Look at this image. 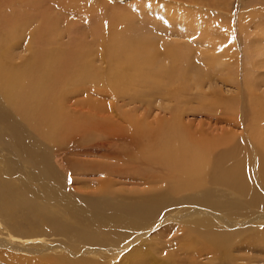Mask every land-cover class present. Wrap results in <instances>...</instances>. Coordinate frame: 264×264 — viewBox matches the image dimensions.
Masks as SVG:
<instances>
[{"label": "bare ground", "instance_id": "bare-ground-1", "mask_svg": "<svg viewBox=\"0 0 264 264\" xmlns=\"http://www.w3.org/2000/svg\"><path fill=\"white\" fill-rule=\"evenodd\" d=\"M19 1H8L0 8V141L33 166L32 178L39 181V188L26 181L19 184L1 179L2 176V213L14 218L49 220L47 210L53 199L64 198L65 192L60 189L76 179L55 170L50 159L61 155L69 141L75 140L88 153L103 150L115 153L107 155L113 159L112 163L95 167L96 173L103 176L97 191L83 194L90 198L86 204L92 210V220L105 227L100 235L122 243L115 252L111 250L114 255L144 239L155 222L176 219L188 230L182 232L189 246L186 247L200 252L207 250L216 256L243 228H250L248 223L264 218V209L254 217L250 211L264 207V93L259 94L258 83L248 72L244 83H239L238 66L227 61L233 55L227 53L230 42L225 36L214 33L207 23L202 28L198 23L199 28L196 23L188 26L191 34L200 32L201 45L207 44L208 54L192 45L180 46L152 36L148 32L153 33L155 26L162 29L163 24L160 19L143 14L144 0L126 10L111 9L114 0H27L22 4ZM164 1L169 7L173 8L176 2L183 8L175 0ZM42 4L50 11H43ZM187 8L180 9L184 14L176 20L171 15L173 23L195 20L196 14ZM53 10L59 14L56 16ZM47 12L50 13L46 15ZM70 15L81 16L90 23V31L79 33L75 21L68 25L69 29L53 35L55 27L65 23ZM143 15L149 18L141 19ZM138 23H142L141 28L136 26ZM148 28L152 29L147 32ZM173 31L176 33L171 34L183 33ZM64 34L73 37L64 42ZM25 38L31 55L17 63L21 56L14 55L13 50ZM255 51V47L250 50L253 61ZM197 56L204 57L202 68L194 67L199 64ZM257 62L260 68L264 67V59ZM220 78L222 87L210 85ZM204 84H209L210 92ZM231 84L237 92L225 96L224 86ZM81 94L84 99L79 98ZM155 95L173 104L166 108L168 113L164 117L149 121L146 114L137 110L148 96ZM107 96L121 97L124 106L135 105L133 111L101 105V99ZM243 110L251 111L245 127L248 139L246 136L242 139L236 132V127L248 119L246 114L242 121ZM187 114L198 118L187 119ZM26 127L46 142L30 135ZM140 135L143 140L134 143L140 140ZM68 151L72 153L73 149ZM122 175L131 182L138 179L142 189L118 190L116 177ZM183 203L190 207L179 208ZM174 209L182 211L175 214ZM82 211L77 210L75 218L89 220ZM193 232L201 236L202 246L194 244ZM10 235L25 243L43 237ZM91 235L89 239L100 241L97 230ZM31 247L23 248L46 251ZM88 251L94 253V249ZM212 254L209 257L213 258ZM134 257L136 264L152 261L150 255ZM19 258L15 261L28 259ZM30 261L25 264H32Z\"/></svg>", "mask_w": 264, "mask_h": 264}, {"label": "rangeland", "instance_id": "rangeland-1", "mask_svg": "<svg viewBox=\"0 0 264 264\" xmlns=\"http://www.w3.org/2000/svg\"><path fill=\"white\" fill-rule=\"evenodd\" d=\"M5 1L6 0H0V8L2 7L1 5H4V3L8 1H11L10 3H12L19 0ZM154 1L153 4H151L152 0H146V2L145 0L143 1L145 4V11L143 10V14H148L150 15L149 17L160 19L163 26L162 29H159L160 27L155 26L152 30L153 33H151L150 31L148 32V30H151L153 27L148 28L147 32L149 34H152V36H160L163 39L172 40V42H175L180 46L192 45L195 50H203L208 54L209 50L206 47L207 44L205 46L203 45L204 47L201 45L200 32L197 31L198 33H195L196 35H193V33H190L189 28L193 23H196L195 26L197 28H202L206 26L205 23H207L208 27H210L211 30H214V33H221L229 40L230 45L228 44L229 48H227L226 50L227 53L232 54L233 56H229L227 61L231 64H234L235 66H238L236 67V72L239 83H244L243 79L247 78L246 73L248 72L249 77L253 79V81H257V91L259 92V94L264 93V67L260 68L259 63L257 62L258 59H264V0H196L197 2H189L187 0L181 2L179 0H175L177 1V3H182V9L188 10L187 7H189V9H192V11L190 12H194L196 14V17H194L195 20L187 24L179 20L174 23L172 21V17L176 20L177 17L179 18V16L181 17V15L184 14V11H181L182 9L179 8L180 4L178 5L176 4V2H173L172 8L169 7L167 5L168 2H165L164 0H156L155 4ZM24 2H27V0H22V2L19 4H22ZM147 2L151 3L146 4ZM135 3L140 4L141 0H114L112 1V5L110 6V8L126 10L129 6ZM169 4L171 5V1H169ZM16 7L19 8L20 5H17ZM177 7L179 8V10ZM42 10L50 11V9L43 4ZM55 12L57 11H52V13L57 16L59 12ZM49 13L50 12H47L46 15ZM52 13L50 15H53ZM140 17L138 18L140 19ZM149 17L147 15H143L141 19H147ZM65 19H67L65 23L61 22V24L59 23L58 26L55 27L56 29L53 30L54 32H52L53 35H56L57 31H59L60 33L69 29L68 25H72V23L75 21L77 22V30L79 33H87L90 31V23H86V21L81 16L70 15ZM197 23L199 24V27ZM139 24L142 23H138V25L136 24V26H138V28H141V25L139 26ZM174 28L183 32L181 33L182 35L179 33L171 34L173 32L176 33V31H173L175 30ZM75 29L76 27H74L73 30ZM72 37V34H67L66 36L64 34L62 40L64 42H68ZM26 39L27 38L24 39L19 47L13 50L14 55L16 54V56H21V58L17 60V63L31 55V50L29 49L28 41ZM253 47L257 48V51L252 53L254 56H256L254 57L255 62L253 61V57L250 54V50ZM197 58L198 59H196V62L199 64L197 65V63L195 62V65L197 66L194 67L198 68L199 66H201L202 68L205 63L204 57L197 56ZM238 76H240V79ZM219 81H221V78L218 79L217 82L216 80H213L214 84L212 82L210 85L220 87L222 84ZM191 82L192 81H190L189 83L191 84ZM204 85L205 88L209 87V84ZM233 86L234 85L232 84L224 86L225 90L223 91H226L224 93L225 96H229L237 92L236 87ZM208 91L210 92V90ZM157 96L158 97H156V95L148 96L141 109L137 110L139 114H146L144 116H147L149 121H156L157 118L164 117V115L168 113L166 111V108L173 104L170 103V101L162 99L159 95ZM84 97V94H81L79 96L80 99H84ZM117 99L119 100L115 101ZM244 99L245 101L247 100L246 97ZM113 102L115 103V105L113 104ZM100 103L101 105H113L114 108L116 106L117 108H121L119 109L120 111L124 109L126 111L127 109L128 111H133L132 108H134L135 106H124V103L119 96H116V98L113 99L112 97L107 96L101 99ZM195 103L196 102H194V105ZM146 111L148 112V114ZM250 113L251 111L243 110L240 115L242 121H244L243 118L247 116L246 114H248V119L245 120L246 123H242L243 125H240L241 127L239 126L240 128L236 127V132H238L239 136L241 135L242 139H246V137L248 139L249 136L248 129L245 130V127L247 125V121L249 120ZM135 115H137V113ZM188 115L190 116V118ZM186 117L187 119L198 118H192V114H187ZM26 129L28 130L30 135L37 136V134L28 127H26ZM262 130L264 132V126ZM38 138L40 139V137ZM143 138L144 136L140 135V140L136 139L134 143H139L141 140H143ZM91 140H93V138ZM41 141L43 143L46 142L43 140ZM128 143L130 142H127L126 144ZM7 147L8 146L6 144L0 141V178L3 176L1 179L12 180L14 183L19 184L22 181H26L27 183L29 182L31 187L35 186L36 188H39V181L32 178V174H34L33 166L25 161H22L18 156H15L12 151L7 149ZM128 148L134 149L136 147ZM67 149H73L72 153H70V151H68ZM111 153H113V151L106 150L88 153L85 152L83 150V147L81 145L79 146V144H77L75 140H71L69 141V145L66 147V150L61 151V155L57 156L56 158L50 159V163L53 164L55 170H57L67 178L76 179L69 182L67 188L60 189L61 192H65L64 198H62L61 200L58 198L53 199L51 206L47 210L49 220H45L44 218H25L24 216H18L17 218H14L0 211V264H25L27 263V260H32L30 261L32 264H136L135 262L137 259L134 256L145 257L147 255L151 256L152 261L151 263L150 261H148L146 262V264H264V218L261 219V221L258 220L259 222L248 223L247 226H249L250 228L245 227L240 231L241 235L243 232L247 233L246 236L245 233H243V236H241L239 233L238 235L240 237L236 236L232 240L233 243L230 242L227 248H223L222 252L219 251L221 253L218 252L217 254H215L216 256H218V259H216V256H214V254L207 250H202V252H200L196 248L194 249L192 247L193 245H191V249L188 248L189 246L186 244L187 239H185L183 234L184 230H188L186 229V227H183V225L178 223V220L176 219H169L170 222L168 220V222H155V224H153V226L149 229V234H147L144 239H138L139 241H135L125 251L119 252V254L114 255L111 250L115 252V250L122 246V243L115 242L112 237H108L107 235H100L104 231L105 227L100 226L99 223L92 220V214H90L92 210L89 209V206L86 204L90 198L86 197L87 195H83L93 194L95 190L97 191V189L100 187V180L103 178V176L99 172L96 173V171L98 170L95 169V167L100 163H102V165H105L107 162L112 163L113 159L107 156L108 154H110L111 156L115 155V153ZM91 168H94L95 170H92ZM142 168L145 169L146 167L142 166ZM90 169L92 171H90ZM133 169H135V167ZM116 179L118 183L116 187L118 188V190L129 191L142 189L143 187V185L138 183V179L136 178H134V181L132 182L129 179L125 178L124 175L118 176L116 177ZM144 186L146 187L147 185ZM180 196L181 195H177L176 197ZM185 206L186 208L190 207L189 204L186 205L185 203H183L181 204V206H179V208L185 209ZM255 208L256 209L254 211L250 210L254 212L251 217H254L258 213L262 212V209H264V207L259 209L258 207ZM79 209L81 211H85L82 212L89 220L79 221L77 218H75L74 213H76ZM70 211L72 213H70ZM178 211L180 212L182 210H175V214H178ZM251 217H245V219L248 220ZM90 224H95L96 227H91ZM261 225L263 226L261 227ZM257 226L258 230L256 231L255 228ZM90 229L93 231H91ZM94 230H97L98 232V236L100 239V241L98 242H94L93 240L89 239V237L92 236L91 233L94 232ZM247 230H250V232H248ZM193 233V235H191L194 236V244H197L198 247L202 246L201 236L197 235V233L195 232ZM10 234L22 236L25 238H37L40 236L43 237L42 239H34L35 241H33V243H25L12 239ZM2 237L4 239H2ZM236 238L238 241L235 240ZM248 238H250L252 241ZM41 242L42 244L44 243V246H47H43L41 248ZM28 243H31V245ZM13 244L16 246H13ZM26 245L28 246V248H32L31 246L35 245L37 246V249L45 248L46 251L36 252V249H28V251L27 249L23 248ZM48 246H50V248L53 246L54 248L48 250ZM88 249H94V253L89 252ZM210 254L213 255V258L209 257ZM16 257H21L19 258V260H23L24 258L28 259L23 262H16ZM34 259L38 260L33 261ZM222 260L224 261L222 262Z\"/></svg>", "mask_w": 264, "mask_h": 264}]
</instances>
